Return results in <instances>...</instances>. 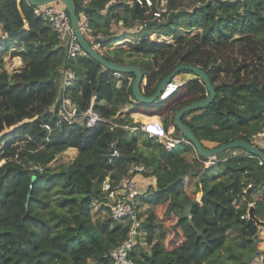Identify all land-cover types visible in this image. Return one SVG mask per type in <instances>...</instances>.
<instances>
[{"label":"trees","instance_id":"trees-1","mask_svg":"<svg viewBox=\"0 0 264 264\" xmlns=\"http://www.w3.org/2000/svg\"><path fill=\"white\" fill-rule=\"evenodd\" d=\"M152 1L151 8H144L114 0H73L79 20L84 11L93 34L103 35V46L112 47L129 33L139 35L137 44H128L130 50L118 46L113 56H104L140 67L146 96L181 64L199 66L209 75L215 100L181 118L206 148L251 142L264 127V0ZM163 1L165 19L160 20L154 14ZM35 8L27 0H0V61L16 49L25 63L9 76L0 75V264H113L110 253L128 238L130 223L111 218L102 184L107 178L119 181L133 163L144 164L142 176L156 179V186L140 197L153 208L142 219L141 236L130 253L135 264H264V250L258 247L264 242L259 237L264 223L259 227L243 218L253 203L264 221V162L233 148L207 166L208 158L197 154L174 115L175 137L185 141L170 151L142 131L132 132L129 128L138 124L121 111L134 99L128 81L134 74L122 73L123 83L116 87L115 72L103 71L89 55L69 57ZM154 34L173 42L153 40ZM67 68L77 80L64 90ZM199 83L202 92L191 103L207 97L199 77L189 85ZM63 94L77 106L74 124L58 115ZM174 100L138 105H159L161 113ZM89 110L100 117L94 126L86 124ZM112 119L119 125L115 130ZM115 140L120 157L110 160ZM71 148L77 156L52 169L56 157ZM198 193L201 203L195 201ZM216 193L222 202L212 198ZM200 210L203 227L193 219ZM218 212L225 215L217 218ZM184 224L196 231V244L204 250L190 249ZM209 226L223 238L211 235Z\"/></svg>","mask_w":264,"mask_h":264},{"label":"built area","instance_id":"built-area-1","mask_svg":"<svg viewBox=\"0 0 264 264\" xmlns=\"http://www.w3.org/2000/svg\"><path fill=\"white\" fill-rule=\"evenodd\" d=\"M116 2H126L130 5L137 3L144 8H151L153 6L152 0H114ZM236 2L239 0H224ZM162 10L159 13H155V18L164 20L162 16L166 12L165 1L161 3ZM35 15L46 22L57 34L58 39L62 44L67 47L69 57H77L78 55H86V52L82 49L71 27L70 16L64 5L58 3H50L34 9ZM80 27L90 42V44L104 56L106 50L102 45L101 40L103 35L101 33L93 34L89 21L85 12L80 14ZM122 24V22L120 23ZM163 38V37H162ZM117 79L122 78V73H114ZM77 80L76 72L72 68L63 70V77L61 81V87L65 90L75 83ZM179 90V85L174 81L169 82L164 88L160 100H167L173 97ZM59 117L61 120L66 121L68 124H74L79 120L77 119V106L69 97L63 94L62 105L59 110ZM88 126H94L100 121L98 114L88 111ZM81 121V120H80ZM111 130L119 127V125L112 119L109 120ZM45 128L51 131L49 125H45ZM132 132L137 130L142 131L149 138H155L161 142L167 150H172L176 145L181 143V140L174 139L168 130L165 129L162 123H150L142 124L129 128ZM117 141L111 144V153L109 159L113 160L120 157V152L117 147ZM251 144L258 147L264 152V127L257 133L252 134ZM216 157L208 158L205 163L207 166L214 163ZM146 168L144 164L133 163L129 169L128 174L125 175L117 182H111L107 178L102 184V190L106 193V201L104 205L108 209L110 216L113 220H121L130 223L129 236L126 240L117 244V246L111 251L110 258L113 264H135L130 257V253L137 243L139 236H141V223L142 218L139 216L138 200L141 197V190L138 184V176H142ZM253 203H250V206ZM248 218V215L243 216Z\"/></svg>","mask_w":264,"mask_h":264},{"label":"water","instance_id":"water-1","mask_svg":"<svg viewBox=\"0 0 264 264\" xmlns=\"http://www.w3.org/2000/svg\"><path fill=\"white\" fill-rule=\"evenodd\" d=\"M31 5L35 7H41L53 2L62 3L67 9L71 27L73 32L77 38L82 49L89 55L91 58L99 62L103 71L111 70L115 73H132L134 74V80L132 83V90L135 100L143 103V104H155L158 102L164 88L169 82H172L175 77L182 71H190L200 78L201 82L204 84L206 90L208 91V95L206 98L198 100L194 103L181 107L178 112L174 116V121L176 126L180 129L182 134L188 139V142L191 143L197 154L206 158L217 157L218 155L231 150L233 148H242L247 152L251 153L253 156L259 158L262 162H264V152L260 150L255 145L250 142L244 140H235L226 144L219 145L214 148H206L194 135L193 131L182 122V115L189 111H195L201 109L204 106L211 104L216 98L215 87L209 77V75L201 69L199 66L186 65L181 64L177 66L167 77H165L159 84L157 90L152 96H146L141 88L142 82V70L138 66H129V65H119L115 64L105 58V56L101 55L87 40L85 35L83 34L80 21L76 13L75 5L73 0H27ZM160 101V100H159ZM248 218L252 221H255L259 227L264 221H261L256 216V211L254 205H251L248 209Z\"/></svg>","mask_w":264,"mask_h":264},{"label":"crops","instance_id":"crops-1","mask_svg":"<svg viewBox=\"0 0 264 264\" xmlns=\"http://www.w3.org/2000/svg\"><path fill=\"white\" fill-rule=\"evenodd\" d=\"M23 19H24L23 28L26 30V29H28V24H27V22H25V18H23ZM125 36H127V37L124 38L123 42H127L128 44L129 43H136V44L138 43L139 35H132L129 33V34H126ZM151 39L157 40L159 42H163V41H165L167 43L173 42L172 38L159 36L158 34L152 35ZM118 46H121L125 50H130V47H129V49L125 48L126 45H123V44H121V42H118L112 47L105 46V50H106L105 54L113 56L111 51L114 50V48H117ZM123 78H124V76H122V78L117 79L116 87H120L122 85ZM195 79H196V75L193 73L192 74L191 73L190 74L189 73L178 74L175 77V79L173 80L175 83H177L179 85V90L174 95L175 100L173 101L172 104L167 106L166 109H164V111H162L161 113H157L159 111V109L161 108V106L159 107V105H155L152 108H146L142 105H138V101L135 100V98L132 100L131 104H129L123 108L121 113L123 115H129L132 118L133 122L135 124H138L137 126H140L142 124H150V123H155V122L157 123L158 121H162L164 127L168 126V131L171 134V137H173L174 139H179L178 137H175V125L176 124L174 125L172 123L171 119L173 118V115L175 116V114L178 112V111H176V113L174 112L177 108L180 109L181 107H183V105L186 106V105L191 104V100L193 98H196L197 96H199V94L202 92V90H200V89H202V86L200 83L197 85H191V86L189 85V82H191ZM133 80L134 79H132L131 77L128 78L129 82L133 83ZM143 83L144 84L146 83L145 79L143 80ZM189 90H190V92H189ZM206 95H208V93ZM160 101H163V100H160ZM192 103H194V102H192ZM180 105H182V106H180ZM182 141H185V140L183 139ZM207 144L209 146H212V144H209V143H207ZM67 152L68 153H70V152L74 153L73 159L77 156V153H78L76 148H71L68 151H66L65 153H67ZM190 155H192V154H190ZM190 155H189V157H190ZM193 157H194V155H192V158ZM137 179H138V184L140 186L141 194L145 193L150 187L153 188L156 186V179L154 177L138 176ZM139 204L140 203H138V205Z\"/></svg>","mask_w":264,"mask_h":264},{"label":"rangeland","instance_id":"rangeland-1","mask_svg":"<svg viewBox=\"0 0 264 264\" xmlns=\"http://www.w3.org/2000/svg\"><path fill=\"white\" fill-rule=\"evenodd\" d=\"M23 18V17H22ZM25 22H26V18H25ZM140 28V25H138L135 29L136 30ZM119 30H122L121 28ZM118 30V32H119ZM156 35V34H155ZM127 36H123L122 40L119 41L121 42V44L126 45L125 48L129 49V45L127 42H123L124 38ZM123 42V43H122ZM25 63L21 57V55L19 54L18 50H11L9 54L3 56L2 60L0 61V75L2 77L5 76H9L10 74H13L15 72H17L18 70H20L21 68L25 67L24 66ZM38 66L34 64V61L32 63L31 68L32 69H36ZM33 70V71H34ZM202 90V89H200ZM74 153L70 152V153H63V154H59L56 159L51 163L50 167L52 169H59L61 166H67L69 164V162L73 159ZM189 156V155H188ZM194 158V157H193ZM192 155H190L189 159L193 160ZM188 193L192 194V190H193V186H190L187 188ZM143 196V195H142ZM201 198H202V193H198L195 195V201L197 203H201ZM212 198H214L215 200H218L219 202H222L224 199L222 198V196H220L219 194H213ZM138 203H140L138 205V210H139V216L142 217V219H144L146 217L145 214H147L149 209H152L153 206L151 207V204L148 205V203L143 202V200L140 198L138 200ZM144 203V204H143ZM200 208L202 207V204H199ZM151 207V208H150ZM149 208V209H148ZM230 208V207H229ZM210 213H212V211H210ZM222 215L224 216L225 214L222 212H218L216 213V217L217 218H221ZM194 222L195 224H197V226L199 225L200 227H203L206 225L205 221L202 219L201 216V210L199 211V213L196 216H193ZM184 228L187 231L188 234V242H189V247L192 251L198 250V251H202L203 246L202 245H198L196 244V238H197V233L194 229H191L190 227H188L187 224H184ZM209 232L211 233V235H213L214 237H218L219 239H222L223 237L219 236L217 229L214 226H209L208 227ZM260 238H264V231H262L260 233ZM142 245L145 248L146 251H150V247H147V245L144 243V240L142 239ZM216 246V245H215ZM258 247L262 250H264V242H260L258 244ZM214 248V246H213Z\"/></svg>","mask_w":264,"mask_h":264},{"label":"clouds","instance_id":"clouds-1","mask_svg":"<svg viewBox=\"0 0 264 264\" xmlns=\"http://www.w3.org/2000/svg\"><path fill=\"white\" fill-rule=\"evenodd\" d=\"M178 92V91H177ZM176 92V93H177ZM159 100H160V98H159ZM156 123V122H155ZM157 123H162V121H158ZM163 124V123H162ZM164 126V125H163ZM166 129V128H165ZM166 130H168V129H166ZM148 137V136H147ZM155 139V138H154ZM182 142V141H181Z\"/></svg>","mask_w":264,"mask_h":264}]
</instances>
